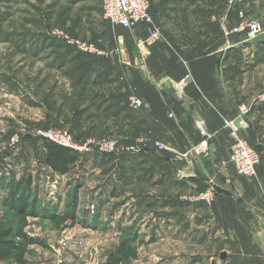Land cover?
Listing matches in <instances>:
<instances>
[{"label": "rangeland", "instance_id": "obj_1", "mask_svg": "<svg viewBox=\"0 0 264 264\" xmlns=\"http://www.w3.org/2000/svg\"><path fill=\"white\" fill-rule=\"evenodd\" d=\"M152 1H159L151 4L152 9L165 12L155 17L162 29V37L155 43L169 51L160 57L165 63L162 67L173 69L179 66V0ZM71 8L67 0H0V234L13 230L12 236L24 244L22 251L0 260V264L153 262L169 250L179 251V240L173 239L179 237V220L194 219V204L183 197L203 190L185 188L187 181L200 176L207 185L205 189H219L215 178L220 180L221 170H226L230 162L220 159L214 133L202 116L192 117L194 126L197 129L199 119L205 122L214 148L195 160H179V152L198 144L202 137L199 131L198 139L189 135L193 142L179 149L178 76L173 77L177 81L175 97L158 101L156 108L149 111L152 101L142 96L144 89L139 86L155 77V67L150 64L151 51L143 53L139 47L147 37L142 29L136 34L131 33L132 29L115 26L121 41L127 40L132 51L123 59L117 38L111 41L102 34L88 39L89 29L79 31L88 25L87 21L79 23L85 13L80 9L70 11ZM238 11L229 10L225 0H215L209 16L217 28L215 46L229 48L225 58L219 53L214 59L237 62L235 72L244 66L251 69L257 60L264 62V34L252 41H246L241 33L226 36L220 21H213V16L225 18L229 26H234L239 21ZM101 16L105 21L102 28H106L102 12ZM257 20L264 21V15ZM56 29L97 44L105 53L100 56L104 66L98 68L99 72L108 68V63L119 65L118 76L128 78L130 83L125 87L127 104L133 109L131 119L88 116L94 108L80 115L86 105L82 96L86 98L88 93L82 87L72 88L77 75L69 72L76 62H67V52H72L61 51L65 42L53 34ZM228 52L232 53L227 58ZM158 58L159 55L152 61ZM241 62L243 66L238 65ZM256 71L253 67L247 76H255ZM258 73L264 77V65H260ZM91 88L102 93L111 91L107 85ZM134 96L143 102L138 109L131 106L130 98ZM256 104L264 106V93L244 103L250 114L263 108H256ZM245 117L255 122V116ZM44 130L68 132L74 137L85 132L79 142L89 138L111 140L117 147V158L104 161L101 157L105 155L93 153L68 173H57L44 162L46 138L40 133ZM243 135L256 149L255 144H261L254 131L247 135L245 130ZM131 147L136 151L130 152ZM180 169L186 170L185 177L179 176ZM14 181L20 183L18 191ZM18 232L25 236L18 237Z\"/></svg>", "mask_w": 264, "mask_h": 264}, {"label": "crops", "instance_id": "obj_2", "mask_svg": "<svg viewBox=\"0 0 264 264\" xmlns=\"http://www.w3.org/2000/svg\"><path fill=\"white\" fill-rule=\"evenodd\" d=\"M214 1L179 0V66L168 70L163 68L165 63L160 57L169 51L157 43L150 44V50L147 49L152 53L150 64L155 67L152 70L155 77L149 83L141 82L139 87L144 89V94L140 95L151 99L148 109L152 111L158 101L163 102L169 97H175L176 82L179 81V149L187 147V142H193L189 135L198 139V130L192 117L202 116L207 120L210 131L214 133L220 159H228L231 137L229 130L223 125V119L237 117L244 103H249L264 93V77L262 73H258L260 65H264V62L257 60L251 64V69L248 70L247 66H244L240 68L242 71L235 72L233 69L237 62L227 59L220 62L214 59L219 57L216 55L219 53H223L225 58L229 49L227 45L215 46L217 28L209 21ZM67 2L72 7L70 11L80 9L85 13L79 23L83 25L87 21L88 25L79 31L89 29L86 34L88 39H96L104 34L111 41L117 38L120 43L121 38L115 32L116 27L108 21L106 28L101 30L105 23L101 16L102 0ZM156 3L159 1H152L151 4ZM152 8L150 12L154 18L165 15L164 11L157 12ZM243 8L248 19L263 18L264 0H245ZM140 29L146 36L144 24L132 29L131 33L139 34ZM217 33L219 35L218 31ZM122 41L123 46L120 48L122 58L125 59L132 51L130 44H126L127 40ZM231 53L228 52L227 58ZM158 55L159 62L152 61ZM116 64L112 66L107 79L109 82L103 84L111 91L99 92L107 102L119 101L127 92L125 86L130 84L128 78L118 76L117 70L120 67ZM238 65L244 64L241 62ZM253 67L257 70L255 76H247ZM177 76L179 80L176 81L173 77ZM109 85L117 90L113 91ZM104 106L94 110H104ZM258 107L263 108L257 109L255 113H247V116H255V122L249 121L243 130H246L247 135L253 134L254 131V135L261 142L255 144L261 154L255 179L249 180L238 175L232 163H228L226 170L220 172L221 181L215 178L219 189L214 202L211 205L195 203L192 205L194 219L179 220V237L173 238L179 240V251L169 250L167 254H160L158 260L145 264H264V106L256 104V108ZM90 108L87 110H91ZM187 182L189 185L185 188L195 192L207 187L200 176ZM167 238L168 236L161 237L159 240Z\"/></svg>", "mask_w": 264, "mask_h": 264}, {"label": "built area", "instance_id": "obj_3", "mask_svg": "<svg viewBox=\"0 0 264 264\" xmlns=\"http://www.w3.org/2000/svg\"><path fill=\"white\" fill-rule=\"evenodd\" d=\"M225 1L229 10H239V21L234 26H229L225 18L219 20L217 17L213 16V21H220L222 30L226 36L232 33H241L244 34L246 41H252L264 34V21L257 19L248 20L244 9L239 7L244 4L245 0ZM150 10L151 0H102L103 17L112 26L135 29L138 25L144 24L147 37L145 40L139 42V47L142 49L143 53H146L148 50L147 46L157 42L162 37L161 26L156 22ZM53 34L83 53L98 56L105 54L103 50L98 48L97 44L90 40L71 37L59 29H56ZM130 101L134 109L140 108L143 104L142 100L136 96L131 97ZM247 113L248 108L243 105L237 117L231 119L224 118V127L229 130L231 137L228 161L233 164L240 175L253 178L257 175V166L261 161V155L243 135L244 127L248 124V120H246L245 117ZM196 126L202 140L198 144H192L188 150L179 152V160H195L214 148L212 144V134L209 132L205 122L199 119L196 121ZM40 133L46 140L69 148L80 154H108L117 152V147L111 140L99 141L94 138H89L84 142H79L68 132L59 134L56 133L55 130H44ZM131 148L130 152L136 151V148ZM186 175L185 169L179 170V176L185 177ZM217 193V188L212 186L203 191L192 193L190 196H184L183 198L193 204L204 203L206 205H211Z\"/></svg>", "mask_w": 264, "mask_h": 264}, {"label": "trees", "instance_id": "obj_4", "mask_svg": "<svg viewBox=\"0 0 264 264\" xmlns=\"http://www.w3.org/2000/svg\"><path fill=\"white\" fill-rule=\"evenodd\" d=\"M65 42V41H64ZM61 45H58L60 47ZM60 48H65L61 51L70 50L72 53L67 52L69 54L70 58L67 60L69 63H75V66L71 69V72H69L70 75H77L75 77V80H73L71 83L72 88L82 87L83 91L87 92L88 94L83 97L82 99H86L84 102H88L86 106L83 108V110H80L83 113H80V115L88 114L86 110L90 107H95L94 109L102 108L104 106V110H94V112H89L88 116L91 117H124V118H130L132 115V108H129L127 104V95L128 93H125L122 96L121 99L116 102L110 101L107 102L106 98H104L103 95L99 94V91L91 88L92 86H102L106 82H109V76L112 69V66L115 65L113 63H108V68L104 69L103 72H99L98 68H103L104 63L100 62L103 60L102 57L94 54L89 53H83L79 51L76 47L71 46L64 43V46H61ZM74 52V53H73ZM80 56H86V57H80ZM89 58V59H88ZM71 63V64H72ZM107 64V63H106ZM96 72V73H95ZM104 103V104H103ZM112 103H115L113 105ZM103 104V105H102ZM111 108H115L116 110H111ZM112 112V113H111ZM108 113V114H107ZM123 113V114H122ZM76 140H82L85 138V132H81L79 134H74ZM43 157L44 162L48 166H50L54 171L60 174H66L70 170H72L77 163H80L82 159H86L91 154H80L76 151H73L69 148L63 147L61 145L55 144L53 142H50L48 140H45L43 143ZM84 155V156H83ZM105 156L101 157L102 160H108V159H115L117 158L115 153H108L103 154ZM99 157L96 155L95 158ZM29 183L31 180L29 179ZM14 189L18 191V188L20 187V183L18 181L13 182ZM12 186V185H11ZM12 235H15L13 230H6L3 231L0 234V260L6 259L8 257H11L15 254V252L22 251L23 249V242L20 240H16L15 237ZM18 237L25 236L21 232H18L16 234Z\"/></svg>", "mask_w": 264, "mask_h": 264}, {"label": "water", "instance_id": "obj_5", "mask_svg": "<svg viewBox=\"0 0 264 264\" xmlns=\"http://www.w3.org/2000/svg\"><path fill=\"white\" fill-rule=\"evenodd\" d=\"M120 43H121V46H123V41H120Z\"/></svg>", "mask_w": 264, "mask_h": 264}]
</instances>
